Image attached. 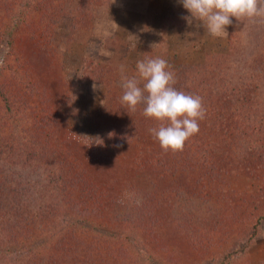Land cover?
<instances>
[{"label": "rangeland", "instance_id": "1", "mask_svg": "<svg viewBox=\"0 0 264 264\" xmlns=\"http://www.w3.org/2000/svg\"><path fill=\"white\" fill-rule=\"evenodd\" d=\"M226 31L210 36L180 0H0V84L12 101L6 111L0 96L1 235L18 223L15 231L27 230L32 245L41 239L39 250L65 215L39 222L37 207L92 204L98 212L88 207L78 216L72 236L111 249L110 264H219L228 254L225 264H264V160L240 165L241 181L244 171L249 177L234 195L215 198L207 187L195 193L187 183L200 173L195 161L188 166L191 181L181 177V168L172 174L171 166L166 178L167 165L147 160L142 144L148 140L157 154L170 151L149 131L159 122L143 115V104L132 111L121 102V66L127 76L148 58L167 60L174 73L188 66L192 70L179 72L173 87L202 98L203 137L218 141L223 119L209 108L227 97L238 117L237 125L225 126L233 125L236 142L259 150L264 15L233 17ZM15 94L28 106H17ZM31 132L43 133L46 161L25 162L16 151L17 157L5 152L9 141L29 140ZM60 172L74 178L62 189L50 185ZM256 221L259 229L246 246ZM4 245L2 238L0 264H23L35 253L7 254Z\"/></svg>", "mask_w": 264, "mask_h": 264}, {"label": "trees", "instance_id": "2", "mask_svg": "<svg viewBox=\"0 0 264 264\" xmlns=\"http://www.w3.org/2000/svg\"><path fill=\"white\" fill-rule=\"evenodd\" d=\"M10 49L14 52V48H9V50ZM10 53L12 52L7 53L5 55V58L9 57ZM4 61L5 59L2 62L4 63ZM191 70L192 69L188 66L185 67L179 66L177 72L174 73L175 80L180 73H188ZM2 89H4V85L2 86L0 84V96L5 105L6 111L8 110L10 112L11 110L10 105H12V101L10 100V94H5V91H3ZM16 96L17 97H15L14 99L17 100V106L19 105L20 106L24 105V107L28 106L27 100L25 98L23 99L22 96L20 95H16ZM227 100H228L227 97L225 98L221 97L219 99L218 105H213L212 107L209 108V112L215 113V116L218 120L220 118L223 119L222 123L219 126L220 128L218 127L217 129V130L220 129L218 135L219 136L218 141H215L217 139L208 140L206 137H203L205 132V126L200 125L199 132L193 135L192 137H190L185 142L183 149L180 151L170 150L169 152L166 153L161 152L162 154H157L154 148L152 147V145L149 144L148 140L143 141L142 144L145 145L144 157L147 156L148 158L147 160L149 161H154V158L159 159V161L162 160L161 163H164L163 166L165 167L167 165L166 167L167 171L169 166H171L172 171L170 172L172 174L178 171L179 168H181L182 171L181 170L178 171L179 174H181V177L183 178V175H185L186 179L188 178L190 181L192 180V178L194 179V172L191 171L192 174L188 173L189 172L188 166H190V164L193 161H195L196 165L199 166L198 169L200 173L198 176L195 177L197 178L195 182H193L192 184L190 182H187L188 185H190V188H192V190L195 193L201 194L202 192H204V190L207 187V189L211 190V192L208 194L215 198L222 195L227 196L228 194L230 195L236 194V191L238 192V190H240L245 184H247V180L249 177L248 173L244 171V176L245 178H247V180H244V182L241 181L240 173L237 172L240 169V165L245 167L246 169L247 162H249L250 160L254 162H256V160L257 161L264 160V134L262 135V138L260 140L261 148L259 150H257V148L255 147H253V150L251 149L248 150L249 144L245 142L246 140L243 142L241 138L236 142L233 133V129H234L233 125L229 126V128H227L225 125H228L232 122H234V125H237V121L235 120V118L237 119L238 113L236 114L230 111L231 101H227ZM13 103L15 104V101H13ZM19 109L16 108V112H18ZM226 116H228V118H226ZM45 118L47 119V115H45ZM238 130L239 129H236L237 132ZM29 134H30L29 136L30 139L28 140L25 137V141L20 142L19 144H17L14 141L12 142L9 141V144L11 143V145H9V149H7V151L5 152L8 153V150H11L10 152L15 156L16 153L17 155L20 154L25 159L24 160L25 162L27 160L46 161L47 159L45 155V146L47 147L48 143L47 141H43L44 140L43 133H40V135H38L36 133L31 132ZM254 149L258 151L256 154L255 153L252 154L253 151H255ZM24 153L25 156H23ZM220 156L224 157L227 160V162L224 161L219 162V158L216 159V157H220ZM210 159H212L211 161L212 165L207 164L208 160ZM61 173L62 172H60L55 177L50 179L51 180L50 185H56L62 189L64 188V186H66L65 184L66 181H73L74 178L71 179L72 175L69 176L71 177L70 179H67L63 177ZM165 173L167 178L169 171L168 173L167 172ZM160 176H157L155 178L157 180L163 179V177ZM253 183L254 182H252V184ZM187 189H189V186ZM157 191L158 190L154 191L155 195H160L158 194ZM63 194L66 195V193ZM253 194H255V192H253ZM65 195L63 196V200L62 199L61 200L63 202L66 201L67 203H70L68 199L65 198ZM82 195L83 193L81 190V193H79V197ZM253 196L254 195L251 196L249 194L248 198L252 199ZM57 205L58 204H46V205L42 204L39 207H37V210H35V214H36L35 220L38 219L39 222L40 220L44 221V219L48 221L50 218L53 221H56L54 218L58 214L64 213L65 215V218H63L64 221L60 222V224L64 223L61 224L62 228L60 229L57 228L55 230L57 232L54 234L55 236L53 239L44 240L46 242V245H44V247H41L38 250V247H40L41 245L37 243L41 241V239L33 240L34 242L37 243L35 245H32L31 243L32 241H29L27 238L26 235L27 230L18 229L17 231H15L14 228L18 225V223H14L12 224L13 226L10 225L7 232H5L6 234L5 237L1 235L3 233L2 231L3 227H1L0 243L2 244V238H4V243H5L4 245L5 249L3 252L7 251V254L21 255L24 253H29L30 250H31L30 252H33V250H35V253L33 252L23 264H67V261L69 262V264H110L107 258L108 255L111 254V249L100 248L98 244H95L96 246H92L91 242H86V243L76 242L74 241L75 237L72 236V230L75 229V227H77L76 226L77 223L80 222L78 216L86 215V210L88 207H91L94 211L98 212L97 209L95 208L96 205L93 206H91L92 204H63L62 206L59 205L57 206ZM29 226H30L29 224H22L21 228L23 227L28 228ZM258 229H259V221H256L251 226V231L253 234L251 235V237H249L246 246L250 243V239L252 238V236L256 234ZM244 248L245 246L243 245L241 247V250H244ZM108 250H110V253L108 252ZM230 255L231 254L226 255L225 258L219 264H225V259L229 258ZM65 259L66 261L64 263Z\"/></svg>", "mask_w": 264, "mask_h": 264}, {"label": "clouds", "instance_id": "3", "mask_svg": "<svg viewBox=\"0 0 264 264\" xmlns=\"http://www.w3.org/2000/svg\"><path fill=\"white\" fill-rule=\"evenodd\" d=\"M180 3L213 37L226 36L233 17L238 20L264 15V0H180ZM136 69V75L127 76L121 66L122 104L132 111L143 104V115L159 122L158 127L149 131L160 147L164 151L182 150L185 142L199 132V121L205 116L202 98L173 87L175 74L163 58L138 60Z\"/></svg>", "mask_w": 264, "mask_h": 264}, {"label": "crops", "instance_id": "4", "mask_svg": "<svg viewBox=\"0 0 264 264\" xmlns=\"http://www.w3.org/2000/svg\"><path fill=\"white\" fill-rule=\"evenodd\" d=\"M186 27H187V25H186Z\"/></svg>", "mask_w": 264, "mask_h": 264}]
</instances>
